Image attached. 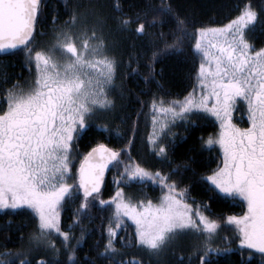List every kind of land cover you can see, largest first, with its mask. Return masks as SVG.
I'll return each mask as SVG.
<instances>
[{"label": "snow or ice", "instance_id": "6c2138e0", "mask_svg": "<svg viewBox=\"0 0 264 264\" xmlns=\"http://www.w3.org/2000/svg\"><path fill=\"white\" fill-rule=\"evenodd\" d=\"M42 4L43 0H0V54L22 51L26 64L35 66V78L26 88L16 83L0 100V209L31 210L38 220V232L30 239L37 245L44 244L58 257L60 250L48 237L53 232L59 234L64 248L69 250L70 264H75L72 237L61 230L59 209L74 193L81 192L83 199L78 214H86L96 201L101 208L115 205L107 226V243L99 253L108 264H140L135 260H116L119 253L114 241L119 230L127 231L129 227L125 218L134 225V236L127 241L121 238L125 246L134 244L156 257L166 248L177 246L189 234L200 241L193 245L203 252L199 264H212L209 257L213 253L230 252L229 248L212 247L220 225L204 215L200 205L193 208L194 199L188 202L189 188L179 189L178 182L172 179L175 169L168 174L149 171L132 162L127 148L115 150L101 144L88 152L73 171L74 149L80 132L99 111L115 107L109 95L118 62L110 53L119 43L116 33L127 31L134 21L116 20L113 28L98 0H87L86 4L78 3L74 7L63 25L56 26L54 20L50 42L40 46L37 37L46 34L38 32L35 25ZM148 11L156 10L149 7ZM159 11L172 13L171 6ZM176 19L179 35L171 44L164 40V48L153 52V61L160 52L181 50L187 31L185 21L178 16ZM135 22L138 34H146L147 27L156 25L155 17L141 22L137 16ZM257 23L264 26V10L257 11L249 3L228 24L199 28L195 50L201 54L197 73L201 95L196 97L194 89L183 101H174L168 107H164L162 99H153L152 108L170 113L173 122L177 118L187 119L194 110L219 122V133L204 143L218 144L222 158L216 169L201 179L213 193L243 203L246 210L241 215L228 216L227 222L234 226L241 246L264 255V47L256 49L246 35ZM159 35L164 37L163 32ZM148 67L154 78L152 65ZM240 102L247 108L248 127L244 128L233 123V112L239 110ZM153 122L156 123L155 116ZM167 127L163 124L161 132ZM158 139L153 134L149 143L163 163L168 153L158 144ZM132 143L129 140L128 146ZM109 165L123 166L120 183L146 180L158 183L163 193L159 202L145 198L133 203L119 187L111 200L99 199ZM21 256L19 264H32L28 254L21 252L0 253L3 257L0 264H15L13 257ZM37 264L54 262L40 260Z\"/></svg>", "mask_w": 264, "mask_h": 264}, {"label": "trees", "instance_id": "16d2710c", "mask_svg": "<svg viewBox=\"0 0 264 264\" xmlns=\"http://www.w3.org/2000/svg\"><path fill=\"white\" fill-rule=\"evenodd\" d=\"M109 23L115 27V21L130 19L134 21L128 25V30L116 33L115 39L119 42L111 55H114L118 67L115 75V84L109 98L114 101L115 107L111 110H101L82 130L74 149L73 171L78 169L85 154L97 144H106L112 149L127 148L133 163L149 171H161L168 174L173 169L176 174L172 179L177 181L179 189L189 188V203L193 199V208L200 205L204 215L217 221L220 225L214 236L213 248H229L228 253L210 255L212 264H264V255L249 250L239 244L238 233L234 226L229 225L227 217L241 215L245 206L239 200L218 195L209 190V185L201 179L211 174L221 161L219 145L208 146L204 143L210 136L215 137L219 132V122L214 117L194 110V114L187 119L177 118L173 122L172 115L156 112L152 108V101L163 100L164 107L172 102L184 99L193 93L197 83V73L201 63V54L195 50L197 30L201 27L222 26L236 17L242 9L251 3L257 11L264 10V0H98ZM86 4L87 0H43L41 12L36 21V29L46 35L37 37V44L47 45L51 40L54 20L56 26L63 25L69 19L74 7ZM119 4V8L116 5ZM171 6L172 13L162 14L159 10ZM149 7L155 12L148 11ZM83 10V9H81ZM147 11V15L145 12ZM137 16L140 21H151L154 17L156 25L147 27L146 34H138ZM177 16L185 21L184 28L187 35L184 37L181 50L170 49L160 52L153 61V52L164 48V40L173 43L177 32ZM161 21L163 23L161 24ZM164 37H160V33ZM246 35L256 49L264 47V26L259 23ZM39 50V48L37 49ZM12 54H0V100L6 95V90L19 83L23 87L35 78V66L27 65L22 51L14 50ZM152 65L155 77L149 70ZM135 70V71H134ZM148 77V80H145ZM6 107V103L4 105ZM159 107V105H157ZM156 123L153 122V117ZM235 117V116H234ZM236 123L240 121L236 117ZM195 121V123H192ZM168 127L161 132V126ZM158 129V130H157ZM155 134L158 144L165 147L168 159L161 162V158L154 155L153 145L149 137ZM132 140L131 146L128 141ZM123 166H111L104 180L99 199L111 200L116 191L122 188L125 196L135 203L139 199H150L157 203L163 195L161 186L146 180L130 184L120 183V173ZM73 183V181H69ZM178 189V190H179ZM166 191V189L164 190ZM82 193L74 195L63 202L59 209L60 227L69 232L70 244L74 249L75 264H108V260L100 256L107 243V226L109 218L114 212L115 205L110 208H101L98 201L86 210V214H78L77 209L82 202ZM91 199V198H90ZM203 205L208 207L205 209ZM127 231H118L115 247L119 255L116 260L140 261V264H199L202 249L197 251L194 244L200 241L190 234L183 238L174 248H166L159 257L150 255L147 251L135 246H125L124 241L134 236V225L125 218ZM83 229V239L81 238ZM38 232V220L28 209L0 210V253H27L32 264L40 260H58L59 264H70L69 250L63 246V237L53 232L48 239L55 243L60 250L58 257L44 244L37 245L30 238ZM124 238V241L121 240ZM80 243L77 244V240ZM3 258V257H0ZM19 258L13 257L15 264Z\"/></svg>", "mask_w": 264, "mask_h": 264}, {"label": "rangeland", "instance_id": "374dc122", "mask_svg": "<svg viewBox=\"0 0 264 264\" xmlns=\"http://www.w3.org/2000/svg\"><path fill=\"white\" fill-rule=\"evenodd\" d=\"M245 8V7H244ZM243 8V9H244ZM242 9V10H243ZM241 14V12L236 16V17H238L239 15ZM236 17H234L233 19H235ZM232 19V20H233ZM230 22V21H229ZM228 22V23H229ZM227 23V24H228ZM223 26V25H222ZM222 26H213V27H207V28H219V27H222ZM194 95L196 96V97H199L200 95H201V89L197 86V83H196V88H195V93H194ZM184 99H182V100H179V101H183ZM237 108L239 109V110H236V111H234L233 112V119L236 117L238 120H240V121H243V120H245L246 122H242L241 124H239V123H236L234 120H233V123H235L238 127H241V128H244V127H248V123H247V108H246V104H244L243 102H240V104H238L237 105ZM161 113L162 112H160L159 113V115H161ZM165 114V113H164ZM235 116V117H234ZM158 130V129H157ZM219 131H220V128H219ZM219 133V132H218ZM217 133V134H218ZM218 145V144H217ZM159 202V201H158ZM157 202V203H158ZM0 210H2V209H0ZM189 236H190V234H189ZM183 238H185V237H183ZM183 238L181 239V241H183ZM239 244H240V241H239ZM241 245V244H240Z\"/></svg>", "mask_w": 264, "mask_h": 264}, {"label": "water", "instance_id": "95a60500", "mask_svg": "<svg viewBox=\"0 0 264 264\" xmlns=\"http://www.w3.org/2000/svg\"><path fill=\"white\" fill-rule=\"evenodd\" d=\"M11 51H14V50H11ZM98 145H101V144H97V145L93 146L88 152H90L93 148L98 147ZM103 145H105V146L108 147L109 149H112L111 147H109V146L106 145V144H103ZM88 152H87V153H88ZM87 153H86L85 155H87ZM79 165H80V164H79ZM111 166H112V165H109V168L105 171V173H104V180H105V177H106V175H107V173H108V171H109V169H110ZM78 168H79V167H78ZM103 184H104V182H103ZM103 184L101 185V189H102ZM81 193H82V192H81Z\"/></svg>", "mask_w": 264, "mask_h": 264}]
</instances>
